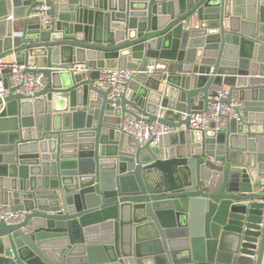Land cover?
<instances>
[{"label": "water", "instance_id": "obj_1", "mask_svg": "<svg viewBox=\"0 0 264 264\" xmlns=\"http://www.w3.org/2000/svg\"><path fill=\"white\" fill-rule=\"evenodd\" d=\"M46 1L42 27L39 0H0V58L47 78L0 97V204L26 212L0 264H264V0ZM120 61L140 72L113 101L94 70ZM223 87L240 120L192 131ZM136 112L178 132L141 147L118 130Z\"/></svg>", "mask_w": 264, "mask_h": 264}, {"label": "built area", "instance_id": "obj_2", "mask_svg": "<svg viewBox=\"0 0 264 264\" xmlns=\"http://www.w3.org/2000/svg\"><path fill=\"white\" fill-rule=\"evenodd\" d=\"M29 18L37 19L42 27H48L55 21L52 14V5L46 0H39V3L30 14ZM8 19H13L9 16ZM72 72L90 73L84 64H77ZM94 85L100 90L108 93V98L117 101L124 95L132 80L140 72L136 68H128L114 64L112 67L97 68ZM148 74L154 73L153 67H149ZM47 86V78L40 71V67L35 61L29 63L5 62L0 58V97L5 102L6 97L11 94H20L29 98H34ZM229 89L226 87L218 91L217 95L209 103L206 111H197L191 114L181 113L182 120H189L190 129L194 132H205L213 129L219 133L226 127L229 121H239L244 107L243 101L231 98L229 102ZM118 130L126 137L143 147L147 144L158 146L164 136L178 132V129L161 123L160 121L149 122L147 117L140 113L126 115L118 124ZM26 212H13L8 206L0 204V224L5 222L8 225L19 224L24 221Z\"/></svg>", "mask_w": 264, "mask_h": 264}, {"label": "crops", "instance_id": "obj_3", "mask_svg": "<svg viewBox=\"0 0 264 264\" xmlns=\"http://www.w3.org/2000/svg\"><path fill=\"white\" fill-rule=\"evenodd\" d=\"M47 2L50 3V4L52 5V2H50V1H47ZM11 16H12V15H11ZM13 25H14V30H15V31H20L21 28H22V26H23V20H22V19H21V20H14ZM18 56H19V55H17V54H10V55H7V56L3 57L2 59H3L5 62H14V61L17 60ZM33 61H34V60H31V62H33ZM35 62L37 63V61H35ZM119 64L122 65V66H124V67H127V66H128L127 63H123L122 61H120ZM37 65H38L39 67L42 66V63L40 62V60L38 61ZM129 66H131V65L129 64ZM128 68H131V67H128ZM85 74L88 75V73H85ZM263 182H264V181H263ZM220 264H239V263L231 262V261H229V262H228V261H227V262L225 261V262H222V263H220Z\"/></svg>", "mask_w": 264, "mask_h": 264}]
</instances>
